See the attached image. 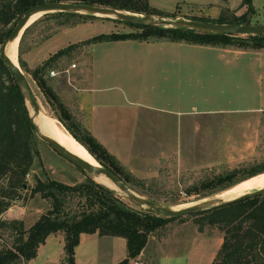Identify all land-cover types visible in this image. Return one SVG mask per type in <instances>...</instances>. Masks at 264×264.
Wrapping results in <instances>:
<instances>
[{"label": "rangeland", "instance_id": "obj_1", "mask_svg": "<svg viewBox=\"0 0 264 264\" xmlns=\"http://www.w3.org/2000/svg\"><path fill=\"white\" fill-rule=\"evenodd\" d=\"M227 1L152 0L163 11L162 14H171L162 15L165 17L210 19L216 18L221 9L228 6ZM228 2L235 7L230 9L236 15L246 13V6H242L240 0ZM252 5L254 11L247 15L248 23L264 26V0H252ZM41 16L40 13L29 23L36 20L23 40L18 42L17 56L20 49V58L27 70L38 66L39 51L51 55L69 44L81 42V37L133 30L107 17L92 16L74 25H62L58 18ZM199 48L186 52L177 50V56L160 58L154 82L144 78L139 87L138 100L143 103V108L142 105L137 107L140 119L136 128L123 131L133 135L111 137L108 144V149L118 161L139 180V186L135 184V188L127 185L136 193L153 196L154 200L169 206L217 198L220 193L218 186L192 189L205 178L236 170L234 179H238L256 168H264V99L258 97L262 91L254 80V71L244 69L246 66L242 61L239 67L235 64L225 67L215 61L210 51ZM88 50L85 45L79 46L69 56H62L53 64L51 68L58 71L72 62L77 65L69 74L49 77L47 73L46 78L57 93L72 87L83 66H88ZM203 63H206V68ZM165 68L172 71L171 80H163L164 75L170 76V73H164ZM23 71L29 78L40 109L48 115L57 114L31 75L25 69ZM145 83L149 89L143 87ZM262 90L264 94V88ZM37 150L42 165L36 159L28 176L30 184L33 175L69 185L82 183L87 176L94 179L39 139ZM94 180L97 181L96 178ZM116 192L126 199L121 191ZM47 206L48 203L38 195L33 198L21 196V199L12 201L2 218L22 219L27 229L46 211ZM0 234L7 244L12 243L9 231L2 230ZM62 238L61 232L50 235L39 257L30 264L40 262L44 253L49 255L46 263L56 262L63 249ZM220 243L221 232L217 227L206 225L199 231L194 216L185 215L181 220L168 221L150 235L142 261L152 264H211Z\"/></svg>", "mask_w": 264, "mask_h": 264}, {"label": "trees", "instance_id": "obj_2", "mask_svg": "<svg viewBox=\"0 0 264 264\" xmlns=\"http://www.w3.org/2000/svg\"><path fill=\"white\" fill-rule=\"evenodd\" d=\"M47 1L99 5L150 16L171 15L162 14L163 11L151 6L149 0H0V48L25 10ZM240 3L247 9L242 15H236L233 10L225 6L214 19L195 16L190 18L205 22L248 23L247 15L254 11L252 0H240ZM92 16L52 12L41 17L58 18L62 25H74ZM35 21L24 30L20 42ZM122 23L133 30L128 33H100L79 43L69 44L32 70L25 68L20 58V49L18 61L21 68L31 75L48 104L57 110V114L50 115L55 117L102 166L135 188V184L139 186V180L127 171L90 132L74 120L67 106L47 80L46 75L53 64L60 57L69 56L79 46H91L99 42L126 39L145 42L166 40L257 51L264 50V36L209 33L187 28ZM37 141L23 96L0 55V232L9 231L12 236V243L7 244L0 234L3 240L0 242V264H26L36 257L38 247L45 242L47 236L58 232L63 233V252L70 264H74L75 247L82 233L125 238L127 255L116 264H134L153 232L170 220L183 219L184 216L173 218L147 212L90 176H87L82 183L69 185L49 177L40 178L38 175H33V182L30 184L28 176L36 159L39 165H42ZM260 169L256 168L247 176L238 179H234L236 170L226 171L201 180L192 189L218 186L221 191L242 179L264 171V168ZM139 194L144 193L139 192ZM35 195L44 199L48 206L27 229L22 219L2 218L3 212L9 208L12 201L21 199V196L33 198ZM145 197L154 200L153 196ZM188 215L194 216L199 231L208 225L217 227L221 232V243L211 264H264V195L240 198Z\"/></svg>", "mask_w": 264, "mask_h": 264}, {"label": "crops", "instance_id": "obj_3", "mask_svg": "<svg viewBox=\"0 0 264 264\" xmlns=\"http://www.w3.org/2000/svg\"><path fill=\"white\" fill-rule=\"evenodd\" d=\"M228 1L229 8H235L230 6ZM149 2L151 6L159 8L157 3L152 2V0H149ZM87 38L89 37H81L79 40L82 41ZM187 45L182 42H145L126 39L99 42L87 46L90 53L88 66H85L86 68L83 66L84 69H81L78 76L74 78L72 87L63 90L58 95L70 109L74 120L83 129L90 132L115 156L108 149L109 139L111 137L133 135L131 132L123 133V131L136 128V124L140 119L137 107L142 105V107H139L143 108V103H140L138 100L139 87H141L144 78L146 80L150 78V81L154 82V72L157 65L161 62V57L177 56L178 51L186 52L192 48L201 47L205 51H210L215 61L218 64L222 63L225 67L234 64L236 67H239V63L242 61L246 66L244 69L247 68L250 72L254 71V80L260 88V92H263L264 50L253 51L232 47L220 48ZM38 54L40 56L36 63L38 66L43 64L52 55H44L42 51H39ZM205 64H202L204 68L207 67ZM146 73L147 76H145ZM164 73H170V76H163L164 81L172 79L173 74L171 70L168 72V69L165 68ZM138 77L139 81H136ZM143 87L149 89L150 86H147L145 83ZM262 92L261 96H258L259 99H264ZM259 107L252 110H256ZM47 238L38 247L36 257L26 264L34 262L39 257ZM144 249L136 262L138 264H152L149 261H142ZM126 255L125 238L121 236L98 235L97 233H82L79 243L75 247L74 264H116L124 259ZM48 256L44 253L40 258L41 261L37 264H66L63 249L56 262L46 263L45 261L49 258Z\"/></svg>", "mask_w": 264, "mask_h": 264}, {"label": "water", "instance_id": "obj_4", "mask_svg": "<svg viewBox=\"0 0 264 264\" xmlns=\"http://www.w3.org/2000/svg\"><path fill=\"white\" fill-rule=\"evenodd\" d=\"M52 12H71V13H79V14H88L93 16L116 19L131 24L164 27V28L167 27L187 28L201 32L225 33V34H236V35L264 36V26L250 24L247 22L217 23V22H205L201 20L184 18V17L170 18L162 15L155 17V16L144 15L140 13L130 12L127 10L115 9L112 7H105L99 5L77 3V2L47 1L43 3L35 4L29 7L27 10H25L21 18L15 23L10 33L4 39L0 48V55L3 58L4 63L12 73L14 81L16 82L23 96L25 105L28 110L29 120L32 124L33 131L37 136V138L42 142L46 143L47 145H49L53 150H55L59 155L64 157L66 160L70 161L79 169L85 171L94 178L98 176H102L105 179L109 180V182H111L113 186L112 187L107 186L108 188L114 191L117 190L121 191L129 201H131L134 205L138 206L139 208H142L147 212L158 214L161 216L178 218L188 214H193L203 210L211 209L213 207L223 205L240 198L264 195V188H260L228 200H223L220 198L213 197L206 201L199 202L197 204L189 205L180 209H174V206L165 205L161 202H158L153 199H149L145 196L136 193L119 176H117L116 174H114L104 166H102L96 159L95 160L97 162V165L91 164L83 160L79 156L73 154L65 147H63L61 144H59L56 140L46 135L40 128L39 124H37V122L34 121V117H32L29 112V106L33 110L34 116H37L40 112V105L33 92V88L31 86L29 78L21 68L18 60H17L18 63L15 65L9 59V57L7 56V48H8V44L12 42L14 39H16L19 35L21 39L24 30L30 25L28 24V21L32 15L37 13H41V15H43ZM64 260L66 264H70L69 259L66 256Z\"/></svg>", "mask_w": 264, "mask_h": 264}, {"label": "bare ground", "instance_id": "obj_5", "mask_svg": "<svg viewBox=\"0 0 264 264\" xmlns=\"http://www.w3.org/2000/svg\"><path fill=\"white\" fill-rule=\"evenodd\" d=\"M39 14L40 13L32 15L28 21V24L33 21L37 16H39ZM19 40L20 35L12 42H10L7 48V56L15 65L18 63L17 47ZM29 112L31 116L34 117V121L39 124L40 128L46 135L56 140L67 150L79 156L83 160L91 164L97 165L95 158L90 154V152L82 144H80V142H78L66 129H64L61 123L55 117L48 115L43 109H40L39 114L37 116H34L33 110L30 106ZM95 178L97 182L101 184H104L109 187L113 186L111 182H109V180L105 179L102 176H98ZM260 188H264V172L240 180L238 183L234 184L230 188H226L224 190L219 191L220 193L217 194L216 197L223 200H228ZM203 200L206 201L208 199L204 198L192 203H185L178 206H174V209H180L189 205L197 204L199 202H203Z\"/></svg>", "mask_w": 264, "mask_h": 264}, {"label": "built area", "instance_id": "obj_6", "mask_svg": "<svg viewBox=\"0 0 264 264\" xmlns=\"http://www.w3.org/2000/svg\"><path fill=\"white\" fill-rule=\"evenodd\" d=\"M75 67H77L75 62H72L71 64H69V66L65 69H62L60 71L55 70L54 68L49 69L48 71V75L49 77H55L58 76L60 73H67L69 74ZM2 238H0V242H2ZM134 264H138L137 262H134Z\"/></svg>", "mask_w": 264, "mask_h": 264}]
</instances>
